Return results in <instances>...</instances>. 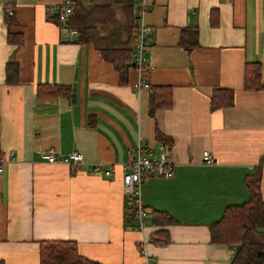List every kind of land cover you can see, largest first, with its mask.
I'll list each match as a JSON object with an SVG mask.
<instances>
[{
    "label": "crops",
    "instance_id": "obj_1",
    "mask_svg": "<svg viewBox=\"0 0 264 264\" xmlns=\"http://www.w3.org/2000/svg\"><path fill=\"white\" fill-rule=\"evenodd\" d=\"M59 1L18 0L9 27L0 4V262L38 264L40 241L61 240L99 264H230L234 251L211 243L209 226L249 200L247 177H259L264 202V88H243L248 62L260 63L264 86V0H143L141 15L137 0L125 5L109 37H133L134 49L138 19L149 27L142 78L171 96L153 117L148 88L131 86L134 67L121 82L91 43L56 21L50 5ZM8 32L22 43H8ZM10 60L19 68L13 85L5 82ZM39 85L71 92L38 97ZM218 88L233 92L232 106L211 109ZM138 144L172 165L170 177L150 173L141 183L149 211L141 231L130 228L122 185ZM47 152L57 162L43 161ZM73 152L81 161L71 170L64 159ZM157 231L166 232L165 245L149 241Z\"/></svg>",
    "mask_w": 264,
    "mask_h": 264
},
{
    "label": "trees",
    "instance_id": "obj_2",
    "mask_svg": "<svg viewBox=\"0 0 264 264\" xmlns=\"http://www.w3.org/2000/svg\"><path fill=\"white\" fill-rule=\"evenodd\" d=\"M71 1L72 13L67 19V24L78 33V42L91 43L102 57L112 64L119 74L120 81L124 82L127 70L134 67L133 37L127 42L116 43L110 39L109 34L112 25L116 27L121 25L119 17L127 15L125 5L131 0ZM12 16V14L5 13L8 27L14 23ZM22 40L20 34L7 33V41L10 44L19 45ZM189 49L190 46H186V50ZM18 72L17 62L8 61L5 64L6 84H17ZM243 88L247 91L264 88L261 83L260 63H245ZM70 92L71 87L68 86L39 85L36 95L38 97H66L70 95ZM209 100L211 109L230 107L233 105L234 94L229 89L218 88L211 92ZM170 105L171 96L168 87L151 86L148 88L150 117H153L157 109L169 108ZM245 184L250 194L249 200L243 204L227 207L222 216L209 226L210 242L226 246L239 245V250L233 255L230 264H264V202L259 192V177H247ZM156 213L162 223L172 222L167 213L162 211ZM166 235L164 231H157L149 241L165 245L168 242ZM38 257V264H99L80 256L76 244L72 241H40Z\"/></svg>",
    "mask_w": 264,
    "mask_h": 264
},
{
    "label": "built area",
    "instance_id": "obj_3",
    "mask_svg": "<svg viewBox=\"0 0 264 264\" xmlns=\"http://www.w3.org/2000/svg\"><path fill=\"white\" fill-rule=\"evenodd\" d=\"M18 0H0V4L4 7V13L11 15V5L17 3ZM138 10L140 15L145 10V3L143 0H137ZM52 14L56 17V20L61 25L67 21L68 17L72 13V1L61 0L57 3L50 5ZM135 46H134V69L138 73V79L131 85L135 93H139L142 90L148 88L149 84L143 80V75L148 68L147 50L150 47V41H148L149 27L145 25L141 18L135 26ZM131 156L133 158L130 164L123 166L126 171L122 175L123 192L129 197L131 204V225L130 228L141 231L145 225L146 217L149 215V211L145 208L141 202V183L148 174H154L161 177H170L172 175V165L167 162L163 157L158 159H149L142 152V146L137 145L132 150ZM41 159L47 163L57 162L55 156L50 153H42ZM202 160L205 164L210 165L212 158L207 151L202 152ZM81 161V155L73 152L69 154L64 163L73 170L77 167ZM128 167V168H127ZM105 174H109L106 172ZM144 264H149L148 259Z\"/></svg>",
    "mask_w": 264,
    "mask_h": 264
},
{
    "label": "water",
    "instance_id": "obj_4",
    "mask_svg": "<svg viewBox=\"0 0 264 264\" xmlns=\"http://www.w3.org/2000/svg\"><path fill=\"white\" fill-rule=\"evenodd\" d=\"M66 35H67V30H66V29H63V34H62L63 38H65ZM70 36H71V38H72L73 40H75V32H71V33H70ZM229 248H230L231 250H233L234 253H237L238 250H239V245H230Z\"/></svg>",
    "mask_w": 264,
    "mask_h": 264
}]
</instances>
